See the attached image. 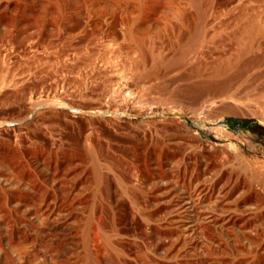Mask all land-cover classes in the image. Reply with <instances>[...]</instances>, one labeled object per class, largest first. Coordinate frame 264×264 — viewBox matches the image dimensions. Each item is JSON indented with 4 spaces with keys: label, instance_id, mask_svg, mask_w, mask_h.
<instances>
[{
    "label": "rangeland",
    "instance_id": "374dc122",
    "mask_svg": "<svg viewBox=\"0 0 264 264\" xmlns=\"http://www.w3.org/2000/svg\"><path fill=\"white\" fill-rule=\"evenodd\" d=\"M98 10L107 12L104 23ZM199 16L208 39L182 68L168 65L176 48L193 40ZM95 20L104 31L89 37ZM249 27L262 43L229 73L222 70ZM6 29L24 49L11 69L0 66V75L15 70L13 81L0 76L8 101L0 115H11L10 124L30 119L29 97L58 90L79 104L100 102L101 110L95 126L60 114L36 124L43 127L24 126L19 144L10 129L0 136V264H264V0H0ZM57 37L70 47L48 45ZM170 91L184 102L174 111L166 107ZM137 108L155 122L131 119L125 126L128 110ZM241 121L250 128H232Z\"/></svg>",
    "mask_w": 264,
    "mask_h": 264
},
{
    "label": "bare ground",
    "instance_id": "6f19581e",
    "mask_svg": "<svg viewBox=\"0 0 264 264\" xmlns=\"http://www.w3.org/2000/svg\"><path fill=\"white\" fill-rule=\"evenodd\" d=\"M192 2L194 3V5H199L200 4V2H201V0H192ZM92 4H93V2H91ZM91 3H90V1H89V4L88 5H86L90 10H92L93 11V9H91V7H92V5H91ZM90 6V7H89ZM85 10V9H84ZM101 10V9H100ZM64 13V12H63ZM85 13V12H84ZM90 13H92L91 11H90ZM95 14L97 15V20H99L100 22H103L104 23V21L106 20V15H107V12H106V15L104 16V14L105 13H102L101 11H99L98 10V12H95ZM85 15V14H84ZM94 15V14H93ZM91 16V15H90ZM201 16V15H200ZM199 16V18L200 19H198V23L196 24V26H197V28H196V31H195V34H193L192 33V36H193V40H191V43L188 45V46H186V47H184V44H186V43H184L183 44V47L184 48H182V46H181V48H180V50H179V46H178V51H177V48H176V53L175 52H173L171 55L172 56H169V57H171L170 59H169V62L168 61H166V63H168V65H172V66H178V65H180L181 64V68H182V65L184 66V64H182V63H184L185 61H187V60H189L191 57H193L194 56V54L195 55H197L196 53H197V49L198 50H201L200 48L202 47V45L204 44V42H206V39H208V34H207V31H206V26H205V24H204V22H203V20L201 19V17ZM85 17V16H84ZM88 16H86V18H87ZM94 17H96V16H94ZM131 17V16H130ZM85 18V19H86ZM262 20V19H261ZM96 21V20H95ZM90 21H88V23H89ZM126 23V22H125ZM86 24V23H85ZM92 24V23H91ZM255 25H257L256 23H254ZM89 26V25H88ZM87 26V27H88ZM101 26L103 27L104 25H102L101 24ZM101 26H99V24L97 23V21L96 22H94L92 25H91V27H90V31H91V33H90V35H89V37H93L94 35H101L102 33H103V28L101 27ZM258 26V25H257ZM6 27V26H5ZM4 27V28H5ZM86 27V26H85ZM135 27V26H134ZM254 27V26H253ZM256 27V26H255ZM6 28H8V29H12V28H9V27H6ZM250 28V30H248V31H246L245 33H243L242 34V36H241V39H240V41H239V46H240V48L238 49V53L237 54H235V56H236V58H234V60H231V61H226V63L225 64H223L222 66V70L224 69V67L226 68L227 67V71H228V73H229V71L231 70L230 68H232V66L234 65H236V64H238L237 62L238 61H240V59H242V57H243V55L244 54H246L247 52L246 51H249V50H252V49H254L255 47H257V46H259L260 45V43L259 42H261L260 40H262L263 38H261L262 36L261 35H259L258 36V33H259V31H258V29H256V28H254V30L253 29H251L252 27H249ZM8 29H6L5 31H1L0 30V66H2V67H4V69H6V71L10 68L11 69V67H10V65H11V61H12V57H14L15 55V52L17 51V53L21 50V49H19V47L20 46H22V45H20L19 46V40H22V39H19V40H17V37L13 34V32H11L10 30H8ZM135 29V28H134ZM194 29V28H193ZM248 29V28H247ZM58 30V29H57ZM15 31V30H14ZM106 31V30H105ZM125 31H127V33H128V35H130V33H131V28L130 27H127L126 29H125ZM18 32V31H17ZM15 33V32H14ZM56 33H57V31H55V34H54V36L56 35ZM118 33V32H117ZM53 34V33H52ZM62 34L64 35L65 33H63V31H62ZM72 34V33H71ZM70 34V35H71ZM86 34H87V32H86ZM264 34V33H263ZM69 35V36H70ZM116 35V34H115ZM57 36V35H56ZM55 36V37H56ZM61 36V35H60ZM83 35H81L80 36V38L82 37ZM87 36V35H86ZM189 36H191L190 34H189ZM50 36H48L47 38H49ZM67 38H68V36H66ZM66 37H57V41L56 40H54V43L52 42H48L49 40H47V42H48V45L49 44H53L54 46H57V48L58 47H70V45H71V41H68L67 40V38ZM95 37V36H94ZM52 38H53V36H52ZM66 38V39H65ZM88 38V37H87ZM261 38V39H260ZM50 39V38H49ZM71 39V38H70ZM74 39H76V38H74ZM93 39H95V38H93ZM103 39V38H102ZM260 39V40H259ZM33 41L35 40L36 41V39H32ZM29 41V40H28ZM39 41V40H38ZM43 41H46L45 39L43 40ZM43 41H41V42H43ZM76 41H78L77 39H76ZM93 41V40H92ZM189 42H190V40H188ZM86 42V41H85ZM84 42V43H85ZM22 43V42H21ZM28 43H30V41L28 42ZM32 43V42H31ZM37 43V42H36ZM36 43L34 44V45H32V47H34L35 45H36ZM45 43V42H44ZM262 43V42H261ZM26 44H27V42H26ZM39 44H41L40 42H39ZM75 44V43H74ZM82 44V43H81ZM94 44V43H93ZM182 44V43H181ZM24 45V44H23ZM38 45V44H37ZM77 45V44H76ZM79 45H80V43H79ZM187 45V44H186ZM81 46V45H80ZM79 46V47H80ZM82 46H84V45H82ZM25 47H27L26 45H25ZM25 47H23V48H25ZM28 47H29V44H28ZM31 47V46H30ZM32 47H31V49H32ZM38 47V46H37ZM20 48H22V47H20ZM29 49V48H28ZM27 49V50H28ZM39 49V48H38ZM71 49V48H70ZM78 49H80V48H78ZM81 49H82V47H81ZM19 50V51H18ZM40 50V49H39ZM38 50V51H39ZM46 50V49H45ZM66 50V49H65ZM69 50V49H68ZM91 50V49H90ZM193 50V56H191V54H192V51ZM21 51H23L24 52V49L23 50H21ZM47 51V50H46ZM57 51V50H56ZM71 51H72V49H71ZM78 51V50H77ZM28 51H26L25 53H27ZM30 52V54L33 52V54L34 53H36V48H33L32 50H30L29 51ZM60 52V51H59ZM41 53V52H40ZM65 53V52H64ZM79 53V52H78ZM20 54H22V53H20ZM29 54V55H30ZM39 54V53H38ZM65 54H67V53H65ZM76 54V53H75ZM26 55V54H25ZM24 55V56H25ZM27 55H28V53H27ZM42 55V54H41ZM41 55H39V56H41ZM62 55H63V52H62ZM17 56V55H16ZM43 56V55H42ZM64 56V55H63ZM158 56V55H157ZM156 56V57H157ZM32 57V56H31ZM34 57H37L38 58V55L36 54V56H34ZM52 57V58H51ZM50 58L51 59H53L54 57L53 56H51ZM67 57V56H66ZM71 57V56H70ZM168 57V58H169ZM16 58V57H15ZM22 58V57H21ZM29 58V57H28ZM28 58H25V60L26 59H28ZM33 58V57H32ZM40 58H42V57H40ZM57 58V57H56ZM78 58V57H77ZM18 58H16V60H17ZM20 59V58H19ZM36 59V58H35ZM44 59V58H43ZM55 59V58H54ZM68 59H70V60H72L73 59V57H72V59L71 58H68ZM21 60V59H20ZM29 60V59H28ZM28 60H26V61H28ZM32 60V59H31ZM40 60V59H39ZM38 60V61H39ZM195 60H197V59H195ZM15 61V60H14ZM13 61V62H14ZM18 61V60H17ZM24 61V60H23ZM25 61V62H26ZM52 61V60H51ZM165 61H164V63H165ZM21 62V61H20ZM19 61L17 62V63H19V65H22V63H20ZM28 62H32V61H28ZM33 62H35V61H33ZM32 62V63H33ZM40 62V61H39ZM43 62H45V59H44V61ZM190 62V61H189ZM14 63H16V62H14ZM27 63V62H26ZM36 63H37V60H36ZM58 63H60L59 61H58ZM70 63V62H69ZM166 63H165V65H166ZM170 63V64H169ZM191 63V62H190ZM189 63V64H190ZM194 63V62H193ZM192 63V64H193ZM24 64V63H23ZM30 64V63H29ZM28 64V65H29ZM35 64V63H34ZM33 64V65H34ZM40 63H38V66L41 68V64L39 65ZM62 64V63H61ZM18 65V64H17ZM43 65V64H42ZM56 65V64H55ZM167 65V66H168ZM170 65V66H171ZM194 65H195V63H194ZM14 66V65H13ZM30 66V65H29ZM29 66H27V67H29ZM47 66V65H46ZM49 66L50 67H52L50 64H49ZM48 66V67H49ZM58 66V65H57ZM199 66V65H198ZM2 67H0V68H2ZM18 67H20V66H17V69H18ZM26 67V66H25ZM25 67L23 68V69H25ZM33 67V66H32ZM34 67H36V65L34 66ZM33 67V71H34V69H36V68H34ZM47 67V68H48ZM56 67V66H55ZM55 67H53V68H55ZM62 67V66H61ZM60 67V68H61ZM169 67V66H168ZM191 67V66H190ZM38 68V67H37ZM57 68V67H56ZM55 68V69H56ZM59 68V69H60ZM175 68V67H174ZM177 68V67H176ZM185 68H187V66L185 67ZM196 68H198V67H196ZM220 68V67H219ZM3 69V70H4ZM13 69H16V67H13ZM23 69L22 70H20V72L22 71L23 72ZM30 68H28V70H29ZM42 69V70H41ZM40 70L43 72V68H41ZM54 69V70H55ZM216 69V68H215ZM228 69H230V70H228ZM232 69H234V68H232ZM2 70V69H1ZM39 70V71H40ZM48 71V69H46V67H45V71ZM189 70H191V69H189ZM210 70V69H209ZM208 69H207V71H209ZM5 71V70H4ZM26 71V73H25V75L27 74V70H25ZM36 71V70H35ZM38 71V70H37ZM58 71H60V70H58ZM57 71V72H58ZM215 72H212V73H216V71H217V69L216 70H214ZM219 71V70H218ZM233 71V70H232ZM0 72H2V71H0ZM14 72L15 73V70L14 71H10V73H6V75H7V77H9L10 78V80H14V79H11V75H12V73ZM17 72V71H16ZM32 72V71H31ZM61 72V71H60ZM63 72V71H62ZM198 72H200V71H198ZM220 72V71H219ZM41 73V72H40ZM196 73V72H195ZM207 73V72H206ZM226 73V72H225ZM227 73V74H228ZM10 74V75H9ZM17 74H20V73H17ZM15 75V77L16 76H20V75ZM21 74H24V73H21ZM35 74H37V73H35ZM42 74V73H41ZM201 74V73H200ZM208 74V73H207ZM210 74V73H209ZM219 74V73H218ZM220 74H221V72H220ZM2 75V74H1ZM0 75V76H1ZM4 76H6L5 75V73L3 74ZM3 75H2V77H3ZM9 75V76H8ZM28 75V74H27ZM26 75V76H27ZM31 75V74H30ZM38 75H40V74H38ZM193 75V74H192ZM202 75V74H201ZM200 75V76H201ZM24 76V75H23ZM29 76V75H28ZM28 76L27 77H25L24 76V78H27L28 80H29V78L31 77H29L28 78ZM34 76H36V75H34ZM196 76V75H195ZM198 76V75H197ZM203 76V75H202ZM210 76V75H209ZM213 76H214V74H213ZM216 76H217V74H216ZM221 75H219V77H220ZM18 77L17 78H15V79H18ZM21 77L22 76H20V80H21ZM192 77V76H191ZM210 77H212V75L210 76ZM209 77V78H210ZM215 77V76H214ZM214 77H213V79H214ZM218 77V76H217ZM223 77V76H222ZM221 77V78H222ZM4 78V77H3ZM6 78V77H5ZM8 78V79H9ZM37 78V77H36ZM194 78V77H193ZM192 78V79H193ZM208 77H206L205 79H209ZM33 80V77L32 78H30V80ZM200 79L202 80V77L201 78H198L197 77V80H199L200 81ZM204 78H203V80H205ZM211 79V78H210ZM209 79V80H210ZM213 79H212V81H213ZM217 79H219V80H221L222 81V79H220V78H217ZM20 80H17V82L18 81H20ZM24 80V79H23ZM22 80V82H24V84H25V82L27 83V81L25 80V81H23ZM30 80L28 81V82H30ZM35 80V79H34ZM209 80H208V82H209ZM215 80H216V78H215ZM218 80V81H219ZM2 81H3V79H2ZM8 82H11V81H9V80H7ZM221 81H219V82H221ZM3 82H6L5 81V79H4V81ZM7 82V83H8ZM15 82H16V80H15ZM16 82V84H18ZM64 82V81H63ZM195 82V81H194ZM203 83H204V81H202ZM11 83H14V82H11ZM11 83H9L8 85H12ZM193 83V82H192ZM200 83H201V81H200ZM2 84V83H1ZM0 84V85H1ZM4 85L6 84V83H3ZM16 84H15V86H16ZM63 84V83H62ZM221 84H223V83H221ZM61 85V84H60ZM193 85V84H192ZM210 85V84H209ZM213 85V84H212ZM214 85H216V84H214ZM219 85L220 84H218V87H219ZM3 86V85H2ZM1 86V87H2ZM18 86H20L21 87V85L19 84ZM18 86H16L17 88L16 89H19L18 88ZM23 86V85H22ZM62 86V85H61ZM3 87H6V86H3ZM58 87V86H57ZM217 87V86H216ZM7 88V87H6ZM56 88V87H55ZM193 88H194V86H193ZM197 88V87H196ZM202 88V87H201ZM214 88V87H213ZM8 89V88H7ZM11 89H13V86L11 87ZM56 89H58V88H56ZM86 89V88H85ZM85 89H83V90H85ZM199 89V88H198ZM206 89V88H205ZM211 89V88H210ZM3 90H5V92L7 91L6 89H3ZM52 90H54V88L52 89ZM214 91V89H211V91ZM9 91H11L12 92V90H9ZM8 91V92H9ZM50 91V90H49ZM79 91H82V90H79ZM159 90H155V93L156 92H158ZM184 91H186V90H184ZM194 91H197V90H194ZM205 91H207V89L205 90ZM209 91V90H208ZM1 92V91H0ZM8 92H6V93H8ZM17 92V91H16ZM52 92V91H51ZM56 93L55 94H51V93H49V94H46L45 96L46 97H40V96H31V97H29V93H28V97H29V100L26 102L27 104V106H26V108H27V111L30 113V114H28L27 115V117L29 116L30 117V119L27 121V123H25L23 126L21 125H14V124H10L9 122V117L11 116H6V115H0V120H1V122H3L4 124V126L5 127H3L1 124H0V136H4L5 135V133H4V135L2 134L3 132H7V131H9V129H10V131L12 132V135H13V138H14V140H15V142H17L18 143V141L20 140V138L22 137L21 135L23 134V132H25L26 133V131H24V129L29 125V123L30 124H33V125H36V124H39L40 122H43V120H47V118L49 119H51V117H55V116H57V115H60V114H62V116H64V117H66L67 119H69V120H71V121H75V119L78 117V116H82L84 119H86L88 122H90L92 125H94V123H93V121L95 120V116L96 115H98L97 114V112H99V110H101L100 109V107L98 106V104L100 103H98V104H96V105H93L94 104V102H93V104H87V105H84V104H86V102H83V104L81 105V104H79V102H77L76 100L78 99V98H75L76 100H74V96H72L70 93H68L67 91H64V90H58V91H55ZM76 92V91H75ZM152 92V91H151ZM160 92V91H159ZM158 92V94L160 95V93ZM162 92L164 93V95H165V93H168V92H164L163 90H162ZM175 92V94L178 92V90L177 91H174ZM180 92V91H179ZM178 92V95L182 92H180L179 93ZM202 92V91H201ZM14 93H15V90H14ZM35 93V92H34ZM48 93V92H47ZM81 93V92H80ZM163 93H161V94H163ZM171 93H173V92H169V95H168V97L170 96V99H169V101L167 100V98L165 99L164 97H161V98H163V99H161V100H163L164 101V99L166 100V101H168L167 102V104H166V107H167V110L168 111H174V110H176V107L177 106H179V103L181 102H179V100L180 99H177V97H175V96H173V94H171ZM185 93H187V92H185ZM9 94V93H8ZM12 94V93H11ZM31 94H33V93H30V95ZM41 94V93H40ZM50 94H51V97H50ZM76 94L77 93H75V96H76ZM152 94V93H151ZM153 94H154V91H153ZM172 95V97H171V95ZM202 94V93H201ZM3 94L1 93V95H0V105H2V107L4 106V105H6V103L8 102L7 100L5 101L4 99H3V96H2ZM36 95H37V93H36ZM39 95V94H38ZM42 95V94H41ZM44 95V94H43ZM78 96L80 95L79 93L77 94ZM163 95V96H164ZM183 92H182V98H181V100H183ZM11 96H13V98H17V93H16V96L13 94V95H11ZM77 96V97H78ZM82 96H83V94H82ZM146 95H144L143 97H145ZM149 96H150V93H149ZM153 96V95H152ZM151 96V97H152ZM158 96V95H157ZM165 96H167V94L165 95ZM185 97L184 98H186V96H187V94L186 95H184ZM198 96H199V94H198ZM10 97V96H9ZM19 97V96H18ZM147 97V96H146ZM151 97H148V98H151ZM175 97V98H174ZM201 97V96H200ZM258 97V96H257ZM261 97V96H260ZM15 98V99H16ZM20 98V97H19ZM81 98V97H80ZM155 98V97H154ZM153 97L151 98V99H154ZM159 98V97H158ZM254 98H256L255 96H254ZM23 101H24V99L23 98H21ZM155 99H157V97L155 98ZM160 99V98H159ZM159 99H157V100H159ZM189 99H190V96H189ZM18 100H20V99H18ZM128 100V99H127ZM131 100V99H130ZM186 99H184V101H185ZM256 100V99H255ZM9 101H11V100H9ZM13 101V100H12ZM16 101H17V99H16ZM22 101V103H24ZM79 101V100H78ZM82 101V100H81ZM162 101V103H164V102H166V101H164L163 102ZM258 102H260L259 101V98H258V100H257ZM256 102V101H255ZM263 102H264V100H263ZM10 104L9 105H11V102H9ZM18 103V102H17ZM21 103V102H20ZM128 102L126 101V104H127ZM161 103V104H162ZM184 102H181L180 104H183ZM101 104V103H100ZM99 104V105H100ZM130 104L132 105V102L130 101ZM261 104H263L262 102H261ZM14 105V104H13ZM15 105H16V103H15ZM22 105V104H21ZM21 105H20V108H21ZM104 104H102V106H103ZM125 105V104H124ZM186 105V104H185ZM24 106V105H23ZM106 106V105H105ZM108 106H110V105H108ZM127 106V105H126ZM162 106V105H161ZM163 106H164V104H163ZM162 106V107H163ZM120 107V106H119ZM23 108H25V106L23 107ZM129 108V107H128ZM132 108V107H131ZM135 108V107H134ZM134 108H132V109H134ZM140 108V107H139ZM139 108H137V109H139ZM145 108V107H144ZM143 108V109H144ZM147 108V107H146ZM155 108H157V107H155ZM159 108V107H158ZM157 108V109H158ZM165 108V107H164ZM256 108V107H255ZM121 109V108H120ZM119 109V110H120ZM132 109H129L128 110V115L129 116H131L130 118H128V119H125V120H123L124 122H125V126H126V122H130V124H131V119H132V121H133V119L134 120H139V121H149V120H153V122H155L154 121V119H145V117H144V114L145 113H147V111H145L144 112V110H141V109H139L138 111H134V110H132ZM79 112H77V111ZM104 110V109H103ZM121 110H123V109H121ZM125 110V109H124ZM135 110H136V108H135ZM148 110V109H147ZM153 110H155L154 108H153ZM256 110V109H255ZM254 110V111H255ZM24 110H22V112H23ZM257 111V110H256ZM8 112V111H7ZM5 113H6V111H5ZM10 113V112H9ZM23 113H25V111L23 112ZM96 113V115H94ZM257 113V112H256ZM256 113H254V114H256ZM259 113V112H258ZM2 114H3V112H2ZM13 114V113H12ZM100 114V113H99ZM16 115H18V113L16 114ZM15 115V116H16ZM21 115V114H20ZM118 116H119V114H117ZM117 116V117H118ZM20 117V116H19ZM26 117V116H25ZM26 117V118H27ZM59 117V116H58ZM61 117V116H60ZM63 117V118H64ZM121 117V116H120ZM263 117H264V115H263ZM62 118V119H63ZM116 118V117H115ZM119 118V117H118ZM117 118V119H118ZM23 119V118H22ZM55 119H57L56 117H55ZM82 119V118H81ZM114 119V118H113ZM121 119H122V117H121ZM120 119V120H121ZM264 119V118H263ZM17 120V119H16ZM18 120H21V117H20V119H18ZM69 120H67V121H69ZM77 120V119H76ZM85 120V121H86ZM116 120V119H115ZM12 121V120H11ZM49 121V120H48ZM54 121V120H53ZM70 121V122H71ZM86 121V122H87ZM106 121V120H105ZM108 121V120H107ZM0 122V123H1ZM26 122V121H25ZM46 122V121H45ZM44 122V123H45ZM122 121H119V122H115V124H119V126H120V123H121ZM135 122V121H134ZM151 122V121H150ZM14 123H15V121H14ZM20 123H22V120H21V122ZM47 123V122H46ZM51 123V122H50ZM49 123V124H50ZM73 123V122H72ZM90 123H89V125H90ZM106 123V122H105ZM108 123H110V122H108ZM114 123V122H113ZM139 123V122H138ZM142 123V122H141ZM149 123V122H148ZM159 123V122H158ZM23 124V123H22ZM114 124V125H115ZM143 124V123H142ZM47 125V124H46ZM45 125V126H46ZM50 125H52V123L50 124ZM124 125V124H123ZM132 125V124H131ZM134 125V124H133ZM143 125H146V126H149V125H147V124H143ZM24 126H26V127H24ZM39 126V125H38ZM37 125L35 126L36 128H34V129H37V127H38ZM42 125L40 124V126L39 127H41ZM44 126V125H43ZM42 126V127H43ZM95 126V125H94ZM106 126H107V124H106ZM146 126H144V127H146ZM156 126V125H155ZM33 127V126H32ZM31 127V128H32ZM47 127V126H46ZM86 127H88V126H86ZM111 127V126H110ZM114 127V126H113ZM121 127V126H120ZM152 127V126H151ZM49 128H51V127H49ZM88 128H90V127H88ZM91 128H92V126H91ZM97 128V127H96ZM117 128V127H116ZM119 128V127H118ZM33 128H32V130H34ZM93 129V128H92ZM113 129V128H112ZM145 130H146V128H144ZM154 129V128H153ZM27 130H29V129H27ZM32 130H31V132H32ZM47 130V129H46ZM50 130V129H49ZM52 130V129H51ZM90 130V129H89ZM147 130H148V127H147ZM30 131V130H29ZM48 131V130H47ZM91 131L92 130H90V134H91ZM28 132V131H27ZM30 132V133H31ZM46 132V131H45ZM89 132V131H88ZM157 132V131H156ZM46 133H50V132H46ZM53 133V132H52ZM93 133V132H92ZM95 133H96V130H95ZM143 133H144V130H143ZM151 134V133H150ZM7 135V134H6ZM50 135V134H49ZM51 135H53V134H51ZM88 134H86V136H87ZM11 136V135H10ZM10 136H8V137H10ZM29 136V135H28ZM93 136V135H92ZM7 137V136H6ZM5 137V138H6ZM25 137V136H24ZM26 137H27V135H26ZM50 137V136H49ZM52 137V136H51ZM94 137V136H93ZM96 137H98V136H96ZM2 138H4V137H2ZM30 138V137H29ZM85 138V137H84ZM90 137H88V139H87V143H88V140H90L89 139ZM99 138V137H98ZM97 138V139H98ZM26 139V138H25ZM28 139V138H27ZM51 139V138H50ZM53 139V138H52ZM85 139V140H86ZM92 139V138H91ZM1 140H3V139H1ZM10 140V139H9ZM11 140H13V139H11ZM30 141V140H29ZM28 141V142H29ZM32 141V140H31ZM53 141V140H52ZM93 141V140H92ZM20 142H24V141H20ZM27 142V143H28ZM34 143H35V141H33ZM90 142V141H89ZM0 143H2V142H0ZM10 143V142H9ZM12 143V142H11ZM16 143V144H17ZM96 143V142H95ZM13 144H14V142H13ZM19 144V143H18ZM16 145V146H13V147H11L12 149L14 148V147H16V149H18L19 148V146L20 145ZM26 144V143H25ZM24 144V145H25ZM29 144H31L30 142H29ZM90 144V143H89ZM92 144V143H91ZM93 144H94V142H93ZM15 145V144H14ZM32 145V144H31ZM35 145V144H34ZM97 145H98V143H97ZM2 146V145H1ZM0 146V147H1ZM3 146H4V144H3ZM8 146H10V144H8ZM22 146V145H21ZM20 146V148H23V147H21ZM36 146H39V145H36ZM35 146V147H36ZM90 145H88V147H89ZM92 146V145H91ZM93 146H95V145H93ZM24 147H26V145L24 146ZM9 148V147H8ZM7 147H6V149H8ZM42 148V147H41ZM86 148H87V146H86ZM96 148H97V146H96ZM11 149V151H15L16 149H13L12 150ZM34 149V148H33ZM9 150H10V148H9ZM20 150H22V149H20ZM29 150V154H32V153H30L31 151H30V149H28ZM44 151V150H43ZM21 152V151H20ZM19 152V153H20ZM95 152V151H94ZM105 153V152H104ZM102 156H106V155H102ZM22 157V156H21ZM92 157V156H91ZM97 157V156H96ZM90 158V157H89ZM95 160V159H94ZM92 167V166H91ZM93 167H94V165H93ZM94 171H95V169H94ZM95 173V172H94ZM97 173V172H96ZM92 175V174H91ZM97 177V176H96ZM95 177V178H96ZM102 178V177H101ZM235 178V177H234ZM99 179V178H98ZM95 180H97V179H95ZM225 181H227V180H225ZM113 183V182H112ZM97 185V184H96ZM111 187V186H110ZM114 187V186H113ZM113 197H114V195H113ZM111 198V197H110ZM109 200V199H108ZM112 201V200H111ZM87 234V233H86ZM90 234H91V232H90ZM86 238H87V240H89V234H87L86 235ZM89 242V241H88ZM87 241H86V243H88ZM89 244V243H88ZM87 244V245H88ZM88 247V246H87ZM92 261V260H91ZM92 263H93V261H92ZM95 264V263H94Z\"/></svg>",
    "mask_w": 264,
    "mask_h": 264
},
{
    "label": "trees",
    "instance_id": "16d2710c",
    "mask_svg": "<svg viewBox=\"0 0 264 264\" xmlns=\"http://www.w3.org/2000/svg\"><path fill=\"white\" fill-rule=\"evenodd\" d=\"M232 128L247 129L250 128V125L248 121H241L238 123L237 127L235 124H232Z\"/></svg>",
    "mask_w": 264,
    "mask_h": 264
}]
</instances>
